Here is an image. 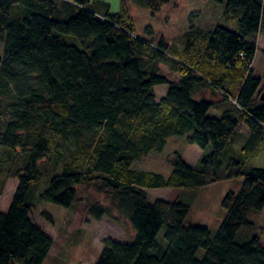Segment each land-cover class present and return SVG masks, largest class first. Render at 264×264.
<instances>
[{"label":"trees","instance_id":"1","mask_svg":"<svg viewBox=\"0 0 264 264\" xmlns=\"http://www.w3.org/2000/svg\"><path fill=\"white\" fill-rule=\"evenodd\" d=\"M96 1L0 0V197L19 179L0 211V264H44L54 240L32 218L37 202L73 208L84 185L109 194L136 231L127 242L106 238L96 264H264L260 234L238 241L264 208V168L249 164L264 148V75L252 69L264 0H219L239 31L199 27L209 0H121L114 14ZM158 85L168 86L159 100ZM216 97L221 116L209 115ZM174 135L211 151L197 165L176 153L169 176L133 168ZM231 179L242 184L222 199L215 237L186 223L192 206L181 196L147 192ZM90 213L108 210L94 204Z\"/></svg>","mask_w":264,"mask_h":264},{"label":"rangeland","instance_id":"2","mask_svg":"<svg viewBox=\"0 0 264 264\" xmlns=\"http://www.w3.org/2000/svg\"><path fill=\"white\" fill-rule=\"evenodd\" d=\"M139 1V0H134ZM177 1V0H175ZM96 11L104 13L109 10L112 14L120 11L121 0H97L93 6ZM223 7L216 0H209L203 15L199 20V27L214 28L219 24L226 25L234 31H239L237 22H226L219 16ZM70 43L81 46V43L71 35H64ZM264 45L263 38L259 39V50L254 59L252 69L257 76L264 75V57L261 48ZM3 55V45L0 43V57ZM162 73L177 78L178 74L173 72L169 66L163 64ZM157 99H161L168 90L167 85L155 86ZM211 95V93H208ZM216 103L211 107L209 115L221 116L224 101L216 97ZM246 134V127L241 126ZM241 143V142H240ZM240 146V144H238ZM211 151V146L202 148L197 144L188 142V135L171 136L162 151L151 153L141 160L135 161L134 169L162 173L169 176L172 166L169 159L176 153H180L190 165H197L199 159ZM250 165L264 168V148L258 154L250 157ZM240 179L219 181L197 189L160 188L147 190L150 199H163L173 201L181 196L186 203L191 204L192 209L186 223L207 227L212 236L215 237L226 216V209L221 201L229 191H238L241 187ZM19 185L18 178L9 179L3 195L0 197V211L6 212L14 198ZM99 204L108 210V214L101 219H95L90 213L91 205ZM52 216L48 219L46 214ZM33 220L48 233L54 240L51 252L44 264H96L103 250L104 240L108 237L118 241L127 242L134 238L136 231L131 221L116 208L107 193H101L92 185L79 187V200L75 207L66 208L53 203L37 202L32 212ZM251 221L259 224L258 228L243 227L238 236V241L251 238L254 234L261 235V245L264 246V208L259 212L249 215ZM165 228L161 231L159 238L163 239ZM201 250L199 256H203ZM14 264H19L15 262Z\"/></svg>","mask_w":264,"mask_h":264},{"label":"crops","instance_id":"3","mask_svg":"<svg viewBox=\"0 0 264 264\" xmlns=\"http://www.w3.org/2000/svg\"><path fill=\"white\" fill-rule=\"evenodd\" d=\"M216 2H218V3H219L220 1H219V0H216ZM218 14H219V16H218V17H220V18L222 19V10H220Z\"/></svg>","mask_w":264,"mask_h":264}]
</instances>
